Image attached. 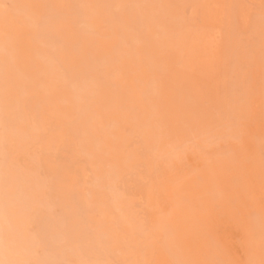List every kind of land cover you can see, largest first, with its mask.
Masks as SVG:
<instances>
[{
  "label": "rangeland",
  "instance_id": "374dc122",
  "mask_svg": "<svg viewBox=\"0 0 264 264\" xmlns=\"http://www.w3.org/2000/svg\"><path fill=\"white\" fill-rule=\"evenodd\" d=\"M0 264H264V0H0Z\"/></svg>",
  "mask_w": 264,
  "mask_h": 264
},
{
  "label": "bare ground",
  "instance_id": "6f19581e",
  "mask_svg": "<svg viewBox=\"0 0 264 264\" xmlns=\"http://www.w3.org/2000/svg\"><path fill=\"white\" fill-rule=\"evenodd\" d=\"M185 3H186V2H185ZM198 3H199V2H198ZM221 14H222V13H221ZM180 24H181V23H180ZM209 28H210V27H209ZM212 29H213V27H212ZM212 29H211V30H212ZM178 31H179V30H178ZM180 31H181V30H180ZM221 31H222V30H221ZM210 33H211V32H210ZM214 34H217V33H214ZM207 35H208V34H207ZM223 35H224V34H223ZM205 36H206V35H205ZM216 39H217V38H216ZM217 44H218V43H217ZM41 45H42V44H41ZM221 47H222V46H221ZM221 49H222V48H221ZM221 49H220V50H221ZM221 61H222V60H221ZM163 63H164V62H163ZM254 77H255V76H254ZM257 77H258V76H257ZM112 93H113V92H112ZM259 113H260V112H259ZM64 131H65V130H64Z\"/></svg>",
  "mask_w": 264,
  "mask_h": 264
}]
</instances>
